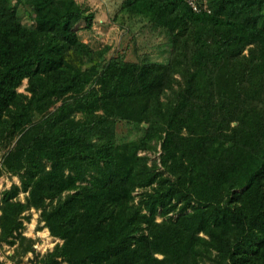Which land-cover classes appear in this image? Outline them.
<instances>
[{
  "label": "trees",
  "instance_id": "1",
  "mask_svg": "<svg viewBox=\"0 0 264 264\" xmlns=\"http://www.w3.org/2000/svg\"><path fill=\"white\" fill-rule=\"evenodd\" d=\"M196 4L123 0L169 44L132 63L80 39L86 4L0 0L1 167L63 240L50 261L264 264V0ZM119 122L141 134L118 141ZM158 139L163 171L136 155Z\"/></svg>",
  "mask_w": 264,
  "mask_h": 264
},
{
  "label": "rangeland",
  "instance_id": "2",
  "mask_svg": "<svg viewBox=\"0 0 264 264\" xmlns=\"http://www.w3.org/2000/svg\"><path fill=\"white\" fill-rule=\"evenodd\" d=\"M196 1L201 8H209L207 0ZM76 2L88 5L94 15L91 28L77 32L80 39L93 49L108 47L105 55L107 59L122 56L125 61L132 63L139 62L141 59L161 63L168 61L169 44L165 35L144 26V20L129 18L127 12L121 10L123 0H76ZM23 23L28 27H34V23L27 16L24 17ZM26 86L27 81L24 79L18 91L26 93ZM116 126L120 142L129 141L138 136L139 129L135 124L119 122ZM161 142V139L154 142L155 149H139L136 153L138 157H144L145 164L155 171H163L159 161ZM2 152H0V219H2L0 264H68L62 257H57L56 261L49 260L51 252L58 244L61 245L63 240L50 232L41 218L40 209L27 206L28 193L22 190L19 176L1 167ZM163 175H166V172ZM14 185L18 186L17 191L12 189ZM155 186L156 183L145 187H135L131 193L132 203L142 206L141 202L145 193L152 191ZM161 210L158 208L154 216L156 222L175 221L179 216V211H170L162 215ZM142 212L147 211L143 209ZM197 235L207 238L203 232ZM155 256L159 259L162 257L161 254H155ZM205 264L210 262L206 259ZM211 264L215 263L212 261Z\"/></svg>",
  "mask_w": 264,
  "mask_h": 264
},
{
  "label": "built area",
  "instance_id": "3",
  "mask_svg": "<svg viewBox=\"0 0 264 264\" xmlns=\"http://www.w3.org/2000/svg\"><path fill=\"white\" fill-rule=\"evenodd\" d=\"M188 3L191 5V7L194 10H198V7H197V4H196L195 0H188Z\"/></svg>",
  "mask_w": 264,
  "mask_h": 264
}]
</instances>
